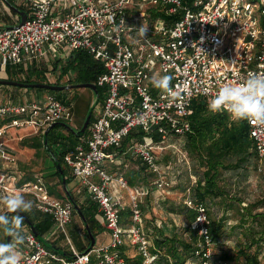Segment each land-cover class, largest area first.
Segmentation results:
<instances>
[{"label": "built area", "instance_id": "2783aa9c", "mask_svg": "<svg viewBox=\"0 0 264 264\" xmlns=\"http://www.w3.org/2000/svg\"><path fill=\"white\" fill-rule=\"evenodd\" d=\"M8 1L24 11L27 20L16 27L20 17L0 1L2 68L10 65L24 77L26 70L41 61L61 63L75 52H85L105 69L95 84L105 97L93 113L87 134L63 158L80 191L98 207L96 217L110 234L109 244L94 246L88 253L80 252L69 236L73 205L67 198L52 195L44 177L22 183L18 159L6 144L12 130L43 136L56 123L72 127L74 104L53 94L26 103L0 101V197L29 196L35 210L52 219L70 249L64 257L24 226L18 234L26 235L19 264H128L121 251L127 247L137 250L142 264H160L162 255L152 250L165 226L159 220L148 221L145 212L154 191L165 193L170 187L158 155L172 150L187 160L182 147L191 133L189 117L195 100L205 99L210 105L223 86H243L250 74L264 75V0ZM150 10L162 16L148 19ZM141 27L146 29L145 36L138 33ZM61 73H55L56 81ZM164 75L173 77L175 99L151 83L153 76ZM74 77L69 72L65 80ZM224 107L219 112L230 115L228 104ZM246 122L263 160L264 124ZM133 133L137 136L130 139ZM127 140V150L120 153ZM127 155L154 175L151 184L129 185L120 170L128 167L123 165ZM189 194L190 190L185 205L196 214L190 229L200 238L198 264H228L213 260L208 210L195 204ZM0 209L8 210L2 201ZM124 214L129 226L122 225ZM82 233L86 234L84 226ZM167 263L175 264L171 258Z\"/></svg>", "mask_w": 264, "mask_h": 264}, {"label": "trees", "instance_id": "16d2710c", "mask_svg": "<svg viewBox=\"0 0 264 264\" xmlns=\"http://www.w3.org/2000/svg\"><path fill=\"white\" fill-rule=\"evenodd\" d=\"M162 15L156 10L148 12V19H158ZM179 17H175L178 19ZM59 62L54 64V70H57ZM47 68L34 66L26 70L24 78L22 71H15L10 65L6 66V74L8 80L20 82L24 84H50L45 79ZM62 77L72 72L74 79L71 81H57L53 85L67 86L78 84H96L97 78L104 74L105 69L103 65L96 61L91 55L85 52H75L71 57L64 62L61 66ZM7 88L11 86H0V88ZM21 91L22 88L12 87ZM99 93L98 104L104 99V90L97 87ZM27 91L35 92L41 91L46 94H53L66 104L73 103L71 99L66 98L64 92H53L41 89H26ZM19 102V100H14ZM93 120V115L91 121ZM191 123V133L185 138V144L182 147L183 151L187 154L188 158L193 161L192 171L193 178H196L194 185L189 184L187 187H182L180 192L185 194L181 204L172 206L169 209L170 213L183 216L187 221V227L183 235H173L171 237L160 234L155 240L152 251L162 255L160 264H168V258L174 260L175 264H187L189 261L198 264L196 258V251L200 249V238L197 233L190 229V224L195 221V211L189 209L185 205V200L188 196L195 204H203L208 210V216L211 221L210 233L214 243V247L221 243V240L228 233V237L234 241V248H228L220 255L212 254L213 260H222L228 264H264V199L256 202L247 203L244 198L234 192V188L230 183L227 175L239 174L246 175L251 166L261 161L255 151V145L250 138L249 127L246 120L233 121L227 113L214 112L210 109L209 104L205 99H197L193 103L192 114L189 117ZM83 123L80 125L79 130L82 128ZM57 130V131H56ZM64 130V132H62ZM87 134V131L85 135ZM84 135V136H85ZM137 136L136 133L131 134L132 137ZM63 128L56 127L51 130L47 137L49 148L54 152L57 161L61 164L64 171L67 185L70 183L67 177V171L63 164L64 156L71 151L80 141ZM129 140L125 142L120 153L125 152L128 148ZM21 145L36 151V155L42 153L50 157L44 148L43 136H35L32 138H25L22 140ZM58 145L62 148L57 149ZM264 160V159H263ZM54 162V161H53ZM130 163L131 166L124 171V175L131 187L138 184H151L153 175L147 168L134 162L130 155L125 157V163ZM56 171L53 175L58 180V185L62 186L61 177L57 166L54 162ZM122 167L120 170L122 171ZM114 167L113 172L117 171ZM175 176V174H173ZM155 178V177H154ZM33 179L32 176L26 175L23 182ZM174 187V186H173ZM172 187V188H173ZM174 189H180L175 186ZM49 191L58 199L66 200V194H58L56 186H49ZM71 195L77 202L79 208L83 212L87 223L96 239L102 232L103 228L96 220L98 207L94 205L88 198L84 203L74 197L72 191ZM219 213L221 215L219 216ZM76 214V212H75ZM25 215L35 228L37 234L43 235L52 228L53 221L47 216L40 214L42 220L36 222L35 218H31L27 212ZM125 215V214H124ZM128 216V213L126 214ZM14 218V216H11ZM11 217L9 222L11 224ZM231 220H236L235 225H229ZM122 225H125L122 222ZM26 227L23 221V227ZM2 229L3 239L6 240V227L5 223H0ZM12 231V224H11ZM18 234V233H17ZM13 237H11L12 239ZM56 246L54 243H51ZM90 246V241L87 246L81 245L78 250L86 252ZM213 247V249H214ZM130 247L122 248L121 251L127 257L128 264H142L143 258L137 252L134 258L129 257Z\"/></svg>", "mask_w": 264, "mask_h": 264}, {"label": "rangeland", "instance_id": "374dc122", "mask_svg": "<svg viewBox=\"0 0 264 264\" xmlns=\"http://www.w3.org/2000/svg\"><path fill=\"white\" fill-rule=\"evenodd\" d=\"M9 15V14H8ZM0 21L3 22L4 18L2 12H0ZM7 20H11V18L8 16L6 18ZM11 23V21H9ZM66 62V61H65ZM64 65V62L60 63V66ZM46 70H48V74L50 71H52L54 65L50 64L48 65ZM2 66L0 63V78L8 79L7 74L2 71ZM2 72L4 73V76L2 77ZM58 72V71H57ZM54 73V72H53ZM24 72V77H25ZM58 74V73H57ZM53 77L48 76L49 79H47V76H45V79L48 83L54 84L55 83V73L52 74ZM21 77V78H24ZM2 90V94L0 96V100L7 99V100H19V102H31L33 101V97H37V95H46V93H43L41 91L31 92L27 91L26 89H21V91L16 90L12 87H5L0 88ZM64 96L66 98H69L72 100L74 104V115L76 120V127L79 130L80 125L84 123L87 114L90 110V108L93 106L94 102L96 101V96L90 89H75V90H69L64 92ZM72 125V124H71ZM73 126V125H72ZM57 131V130H56ZM64 132V130H62ZM25 138H31L27 136H23V134L17 136H13L9 142L8 145L13 150V153L15 155H19V159H21V162H19L20 168L22 167L23 171L28 176L33 175H40L44 174V178L46 181H49L48 171L50 169L51 174H53L56 170L55 166L53 165V161L49 159L48 156H45L42 151L38 155H35V151L31 150L29 148L23 147L21 145V141ZM57 149L60 150L59 146ZM133 159V158H131ZM159 163L167 172V175H165V180H167L170 184V187L168 188V191L165 193H162L160 191H154V194L151 198L147 201L148 208L145 209L147 220L151 222V220H159L164 223L165 229L161 232L165 236L171 237L173 235H183L184 230L186 229V225L188 224L186 219L178 214H173L169 212V209L175 205L181 204L185 194L180 192L182 187H187L189 184H193L194 176H192V166L193 161L188 158L187 160H184L183 156H181L179 153H176L172 150H168L163 154L158 155ZM134 162H137L133 160ZM139 162V161H138ZM64 164V163H63ZM128 167L123 166L122 171L127 170L130 168L131 164L127 163ZM141 164V163H140ZM107 163L105 164V166ZM65 166V165H64ZM106 168H108L106 166ZM175 174V176L173 175ZM154 176V175H153ZM227 177L230 179V183L234 188V192L244 198L247 203L250 202H256L258 200L264 199V160L259 161L258 163L251 166L248 170V173L246 175H240L239 174H233V175H227ZM155 178L153 177V180ZM153 180H151L149 183H151ZM75 185L80 187L77 182ZM175 186H178L180 189H174ZM173 187V188H172ZM68 189L70 190V187L68 186ZM61 191V189H59ZM84 192V191H82ZM75 194V192L73 193ZM78 198L80 199V195H78ZM77 199V198H76ZM78 200V199H77ZM7 210H1L0 209V216H3ZM4 212V213H3ZM221 213H219V216ZM123 223L125 225L130 224L127 216L125 215ZM237 222L236 220H231L228 224L229 225H235ZM81 224L83 225L81 219L77 215V213L74 215V219L72 224L69 226V236L72 239L74 245L76 248H79L81 245L87 246V243L89 242L88 235H84L81 231ZM80 227V230L78 229ZM152 227V226H150ZM226 233L225 237L221 240V243L216 245L213 249V252L215 255H220L221 252H225L228 248H234V241L230 239ZM106 236V244H109L110 242V234L107 233ZM3 235H2V229L0 227V241H2ZM100 238H98L95 247L101 246ZM57 246L63 249L66 252H69V246L68 243L61 235L59 241L57 242ZM264 248V247H263ZM129 257L134 258L137 255V252L135 248H133L129 252Z\"/></svg>", "mask_w": 264, "mask_h": 264}, {"label": "clouds", "instance_id": "9594fccd", "mask_svg": "<svg viewBox=\"0 0 264 264\" xmlns=\"http://www.w3.org/2000/svg\"><path fill=\"white\" fill-rule=\"evenodd\" d=\"M145 30L141 27L138 30L140 36H145ZM173 77L170 75L153 76L151 83L155 88L168 93L173 99L175 94L171 85ZM226 110L235 121L249 120L264 124V75L252 73L244 81L243 86L233 87L223 86L216 97L210 102V109L214 112ZM8 210L14 213V218L18 228H23L24 217L20 212H29L34 207V202L27 200L24 196L15 195L11 197H0ZM5 222V217L0 216V223ZM9 236L13 237L7 242H0V264H19L20 247L26 240V235H18L10 231Z\"/></svg>", "mask_w": 264, "mask_h": 264}, {"label": "water", "instance_id": "95a60500", "mask_svg": "<svg viewBox=\"0 0 264 264\" xmlns=\"http://www.w3.org/2000/svg\"><path fill=\"white\" fill-rule=\"evenodd\" d=\"M0 1L13 14L20 17V22L16 27H21L25 23V21L27 20V14L24 11L17 8L16 6H14L13 4H11L8 0H0ZM1 28L2 27L0 26V29ZM0 86H11V87H17V88H22V89H41V90H47V91H53V92H65V91L75 90V89H90L94 93V95L96 96V101L94 102L93 106L90 108V110L87 114V117L83 123V126L80 130H75L65 123H56V124L51 125L44 132V135H43L44 148L57 166L66 197H67L68 201L73 205L74 210L77 213V215L79 216V218L81 219L83 226L85 228L86 234L88 235V238L90 241V246L85 253L90 252L96 244V239H95V237H94V235H93V233H92V231H91V229L87 223V220H86L83 212L79 208L77 202L74 200V198L71 195L70 190L68 189V185L66 183L64 171L61 167V164L57 161V158H56L54 152L49 148L48 142H47V137H48L49 132L56 127L65 129L67 132H69L70 134L74 135L77 138H82L85 135V133H86V131L90 125L92 115L98 106L99 93H98L97 86L94 84H78V85H67V86H58V85H53V84H24V83L10 81V80H6V79H0ZM19 214L24 217V221L28 225V227L30 228L31 232L35 234V236L38 238V240L40 242H42L43 245H45L47 248L55 251L56 253H58L64 257H68L64 251H62L58 247L54 246L53 244L47 242L42 236H40L39 234L36 233L34 226L32 225V223L30 222V220L28 219V217L25 215L24 212H20ZM12 215H14V213H11L9 210L6 211L5 214L3 215V217H5L4 223H5V227H6V240H5V242H7L8 240H11V236H9V232L11 231V224L9 222V217Z\"/></svg>", "mask_w": 264, "mask_h": 264}, {"label": "crops", "instance_id": "0c3cea01", "mask_svg": "<svg viewBox=\"0 0 264 264\" xmlns=\"http://www.w3.org/2000/svg\"><path fill=\"white\" fill-rule=\"evenodd\" d=\"M55 64V63H54ZM54 64H52V65H54ZM48 65H50V64H45V63H43L42 61L39 63V64H35V67H45V68H47V67H49ZM3 70V72H5L6 73V68H2ZM61 70V68H60V63H59V66H58V69L57 70H54V67H53V69H52V71H50V73L48 74L47 72H48V70H47V72L45 73V76H47V79H49V77L48 76H51V77H53L52 76V74H54V73H56L57 71H60ZM2 72V77L4 76V73ZM54 72V73H53ZM1 74V73H0ZM7 78H8V76H7ZM0 79H3V78H0ZM8 80V79H7ZM61 80L62 81H66L65 80V76H64V78L61 76V78L58 80L59 82H61ZM57 81H56V79H55V83H56ZM1 94H2V90H0V96H1ZM43 96L44 95H37V97H33L32 98V100L33 101H35V100H39V99H41V98H43ZM7 99H3V100H0V101H6ZM74 117H75V115H74ZM76 120H74V123H73V126H72V128L73 129H75V130H78L77 129V127H76ZM21 134H23V136H27V137H35L34 135H33V133H32V131H30V130H12L9 134H8V136H7V138H6V144H7V146H8V148L10 149V151L13 153V150L10 148V146L8 145V142H9V140L15 135V136H19V135H21ZM22 142V141H21ZM59 146V148L61 149L62 148V145H58ZM57 146V147H58ZM26 148H28V147H26ZM29 149H31V148H29ZM31 150H34V149H31ZM35 151V150H34ZM35 155H36V151H35ZM16 157H17V159H18V166H19V171L23 174V178L27 175L26 173H25V171H23L22 169V167H24V166H22L21 164V168H20V165H19V162H21V159H19V155L17 156L16 155ZM49 159H51V161H53L52 160V158L51 157H49ZM53 165H54V162H53ZM65 169H66V171H67V177L69 178V184H68V186L70 187V191H72V193H74L75 192V194H73L74 195V197L75 198H77L78 199V201H79V203H84L86 200H87V196H86V194H85V192H82V191H80V189H78V187L75 185V181L73 180V178L70 176V174H69V172H68V170H67V168L65 167ZM56 171V170H55ZM49 173H48V176H49V181H46L45 180V182H46V184L48 185V186H56V192L58 193V194H62V193H65L64 192V189H63V186H59L58 185V180L56 179V178H54L53 177V175H54V173L53 174H51V171H50V169H49V171H48ZM35 176H37V175H33L32 177L34 178ZM38 176H41V177H45L44 176V174H40V175H38ZM45 179V178H44ZM59 189H61V191H59ZM78 195H80V199L78 198ZM24 198L25 199H27V200H31V198L29 197V196H24ZM32 201V200H31ZM8 211V210H7ZM4 213V212H3ZM25 213V212H24ZM28 213V215L31 217V218H35V220H36V222L38 223V222H40V220H42V218L40 217V216H38L39 215V213L35 210V208L33 207L32 208V210L31 211H29V212H27ZM12 216H14V215H12ZM11 217V216H10ZM9 217V218H10ZM96 220L98 221V223L101 225V223L99 222L100 221V217L98 216V217H96ZM11 224H12V231L13 232H16V233H18V234H20V228H18L17 227V225H16V221H15V218H12L11 217ZM27 225V224H26ZM23 227V226H22ZM27 228H29L28 227V225L26 226ZM101 227H102V225H101ZM82 228H83V225L81 224V231H82ZM103 228V227H102ZM30 229V228H29ZM78 229L80 230V227H78ZM107 233H108V231L107 230H105L104 228H103V230H102V232L96 237V242H97V240H98V238H100V243L103 245V244H105L106 243V236L105 235H107ZM86 235V234H85ZM60 237H61V234H60V232L58 231V229H57V227L55 226V224L53 223V226H52V228L50 229V230H48L44 235H43V238L47 241V242H49V243H54L55 245H56V247H58L57 246V242L59 241V239H60ZM20 248H22V246L20 247ZM59 249H61L60 247H58ZM78 249V248H77ZM62 251H64L63 249H61ZM66 254H68L69 252H66V251H64ZM20 256H21V252H20Z\"/></svg>", "mask_w": 264, "mask_h": 264}]
</instances>
